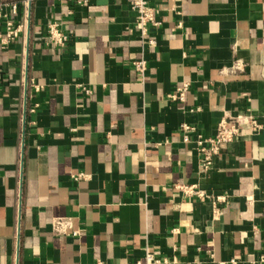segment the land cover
Wrapping results in <instances>:
<instances>
[{
  "label": "crops",
  "instance_id": "0c3cea01",
  "mask_svg": "<svg viewBox=\"0 0 264 264\" xmlns=\"http://www.w3.org/2000/svg\"><path fill=\"white\" fill-rule=\"evenodd\" d=\"M10 1L21 30L0 41V264H142L147 248L150 264H264V0H161L145 38L130 0H31L29 16ZM240 112L262 126L203 172L197 134ZM190 184L227 195L218 218L178 189ZM61 216L78 235L52 233Z\"/></svg>",
  "mask_w": 264,
  "mask_h": 264
},
{
  "label": "built area",
  "instance_id": "2783aa9c",
  "mask_svg": "<svg viewBox=\"0 0 264 264\" xmlns=\"http://www.w3.org/2000/svg\"><path fill=\"white\" fill-rule=\"evenodd\" d=\"M77 5L86 6L91 0H71ZM161 0H130L131 8L136 12L135 26L140 35V37H146L148 35V30L151 26H155L158 22L155 19V6L154 3ZM17 3H11L9 5L10 12L15 13L17 11ZM0 16L5 18L4 30L0 32V41L3 44L9 42V40L15 38L19 31L20 26H14L13 22L10 20L8 12L4 11L3 7L0 6ZM47 33L49 42L52 45L63 47L68 42V35L64 33L59 25L55 22L48 23ZM149 44L155 43V39L146 38ZM133 66L136 70L143 73L146 69V61L144 59L134 60ZM241 60H236L233 63V68H241ZM189 84L183 83L180 87H177L174 92L170 93L168 97L170 99L183 100L185 92L188 89ZM199 109V107H197ZM262 126L261 120L256 116L252 115L250 112H240L234 115H229L228 117L222 119L217 126L216 132L211 137H203L201 134H197V138L194 140L196 145V150L200 155V165L203 172H209L213 159L218 156L225 146L232 143L236 138L242 135L251 134L257 131ZM180 128L182 130V140L184 142H189L191 140L190 134L196 131V128L186 122L181 123ZM74 181L79 178L86 177V174L80 172L71 175ZM178 189L185 195H194L201 199H207L211 207L213 217L218 218L221 214L222 205L227 201L228 197L225 194L214 195L210 197L198 188L196 184L190 185H178ZM51 231L56 235H72L76 236L79 234V229L75 227L72 217L61 216L54 217L51 220ZM264 260V255L261 256ZM150 263H161L159 259H156L150 249L145 250L144 262L142 264ZM163 264H167V261H162ZM229 263L235 264V259H230ZM90 264H120L104 261L97 259ZM217 264H225L224 262H218Z\"/></svg>",
  "mask_w": 264,
  "mask_h": 264
},
{
  "label": "water",
  "instance_id": "95a60500",
  "mask_svg": "<svg viewBox=\"0 0 264 264\" xmlns=\"http://www.w3.org/2000/svg\"><path fill=\"white\" fill-rule=\"evenodd\" d=\"M30 5H31V0H28L27 8H28V16L30 14Z\"/></svg>",
  "mask_w": 264,
  "mask_h": 264
},
{
  "label": "rangeland",
  "instance_id": "374dc122",
  "mask_svg": "<svg viewBox=\"0 0 264 264\" xmlns=\"http://www.w3.org/2000/svg\"><path fill=\"white\" fill-rule=\"evenodd\" d=\"M7 2H11V1L10 0L8 1L0 0V3H7Z\"/></svg>",
  "mask_w": 264,
  "mask_h": 264
}]
</instances>
